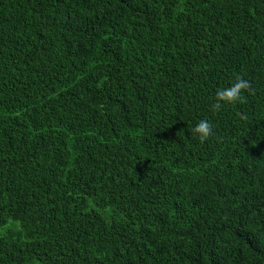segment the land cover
Instances as JSON below:
<instances>
[{
  "label": "trees",
  "instance_id": "16d2710c",
  "mask_svg": "<svg viewBox=\"0 0 264 264\" xmlns=\"http://www.w3.org/2000/svg\"><path fill=\"white\" fill-rule=\"evenodd\" d=\"M0 264H264V0H0Z\"/></svg>",
  "mask_w": 264,
  "mask_h": 264
},
{
  "label": "clouds",
  "instance_id": "9594fccd",
  "mask_svg": "<svg viewBox=\"0 0 264 264\" xmlns=\"http://www.w3.org/2000/svg\"><path fill=\"white\" fill-rule=\"evenodd\" d=\"M250 94H254L252 82L246 79L243 74H237L228 86L216 90L211 108L215 112H220L224 106L246 103V97ZM191 132L201 143H204L214 135V126L209 119L205 118L200 120L191 129Z\"/></svg>",
  "mask_w": 264,
  "mask_h": 264
}]
</instances>
